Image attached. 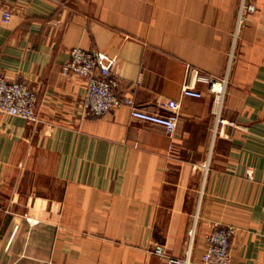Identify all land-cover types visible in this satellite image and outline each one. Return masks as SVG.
Wrapping results in <instances>:
<instances>
[{"label": "crops", "instance_id": "crops-1", "mask_svg": "<svg viewBox=\"0 0 264 264\" xmlns=\"http://www.w3.org/2000/svg\"><path fill=\"white\" fill-rule=\"evenodd\" d=\"M74 48L114 58L116 95L176 132L127 107L82 119ZM190 69L224 98L184 96ZM0 77L40 118L0 114V264H183L217 224L232 264H264V0H0Z\"/></svg>", "mask_w": 264, "mask_h": 264}, {"label": "built area", "instance_id": "built-area-1", "mask_svg": "<svg viewBox=\"0 0 264 264\" xmlns=\"http://www.w3.org/2000/svg\"><path fill=\"white\" fill-rule=\"evenodd\" d=\"M254 11V7L249 6ZM13 13L9 9L3 10V21L9 23ZM115 59L98 51H87L74 48L70 51V59L64 65L65 75L73 74L86 82V92L81 100L80 113L82 119L101 118L113 113L120 107H127L133 120L162 127L171 136L176 132L180 116L178 113L163 115L140 108L135 100L129 96L116 95L114 88L120 82L113 74ZM188 80L183 87V94L187 97L202 98L203 94L196 89V83L207 81L209 90L219 100L225 95L226 82L215 78H204L198 71L190 69ZM37 92L29 85L18 80L0 77V114L9 117L21 118L29 123L37 124L40 121L37 111ZM222 126L231 124L222 119ZM252 176L249 175L248 178ZM238 230L231 225L217 224L208 233L204 240V251L200 258L193 261L190 256L183 264H232V244L237 237ZM194 231L190 232L193 241ZM156 253L163 254L162 248Z\"/></svg>", "mask_w": 264, "mask_h": 264}]
</instances>
